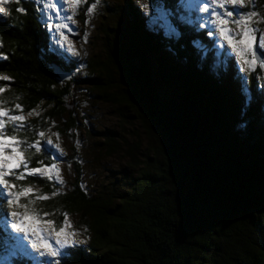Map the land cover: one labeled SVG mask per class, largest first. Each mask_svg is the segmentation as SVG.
Segmentation results:
<instances>
[{"label":"trees","instance_id":"trees-1","mask_svg":"<svg viewBox=\"0 0 264 264\" xmlns=\"http://www.w3.org/2000/svg\"><path fill=\"white\" fill-rule=\"evenodd\" d=\"M160 1L173 13L177 32L158 30L141 7L124 0L127 47L94 60L83 79L93 100L131 110L149 140L144 149L75 116L66 102L75 68L54 52L38 4H1L8 15L0 13V53L8 59H0V73L11 80L0 81L6 88L0 107L14 115L32 113L15 122L22 127L6 121V134L28 142L20 147L29 168L50 165L45 136L41 140L37 133L55 131L72 143L68 185L52 175L7 179L16 191L31 189L20 203L40 225L52 220L59 228L65 214L69 221L76 218L85 243L65 249L69 255L58 257L61 264H264V73L259 64L240 72L234 55L214 47L207 27L177 19V0ZM154 52L162 54L170 76L179 78L174 97L154 89L146 63ZM54 67L71 78L57 79ZM83 135L98 136L99 149L125 157L133 172L117 182L87 183L78 153ZM37 140L40 152L28 147ZM4 197L0 264H37L20 247Z\"/></svg>","mask_w":264,"mask_h":264},{"label":"rangeland","instance_id":"rangeland-1","mask_svg":"<svg viewBox=\"0 0 264 264\" xmlns=\"http://www.w3.org/2000/svg\"><path fill=\"white\" fill-rule=\"evenodd\" d=\"M45 2L46 0H39L36 3L42 15V22L50 32L52 44L55 47L54 52L63 58L66 65L69 67L74 66L75 68L72 72L75 81L71 84L70 98L66 100L67 103H72L71 110H74L75 116L85 119L84 121L90 123L96 131L108 128L111 131L117 132L127 141L137 143L141 149H144L149 140L143 130L138 127L139 125L134 119L131 110L114 103H103L93 100L89 97L88 87L83 81L84 77L90 72V63L94 60L104 59L106 52L113 51L118 56L120 54L119 49L127 47L128 39L126 32L129 17L123 6L124 0H83L75 9L66 3L65 0H53L55 8L51 9L45 7ZM133 3L142 8V13L153 22V25L156 23V26H159V28L157 27L158 30L162 28L163 32H167L169 35L177 32L170 17L173 13L168 9H164L160 5V0H133ZM206 3L207 0H177L176 5L179 6V11L182 12L177 11V19L182 17V19L186 18L188 23L203 24L213 33L210 36L214 39V47H225L223 49L235 56L231 52V49L226 47V41L220 40L219 34L216 32V27L213 23L215 18L211 15L212 9L215 6L208 4V12L200 10L205 7ZM145 4H147L146 8L144 7ZM92 5H95L94 10L92 13H88L87 8ZM227 7L231 8L232 6ZM253 10L258 13V17L253 18L254 20L264 18V0H248L240 8L241 12ZM216 11L219 12L221 10L216 9ZM68 16H71L72 20H68ZM236 18L234 14L230 19ZM58 24H65L67 27L58 29L56 27ZM229 27L233 30V33L237 31L235 24H229ZM252 27L259 29L260 32H264V22L254 23ZM61 35L66 37V39L61 40ZM69 45H71V49H69ZM161 57L162 54L159 52L148 53L146 63L148 70H150L151 78L154 81L156 93L164 98H171L176 96V93L180 90L181 83L175 74L172 77L169 70H165L166 64L163 63L164 59ZM237 62V66L240 69L244 67L240 61ZM257 64L259 63L257 62ZM240 69L238 70L240 71ZM261 70L264 73V69ZM244 71L246 72V69ZM18 115L24 117L23 121L30 117L29 113ZM4 119L8 121L6 117ZM49 139L53 142V145L59 146L58 150L56 147L48 145L49 154L47 160L50 162L48 167L54 164L58 169V173L53 172L51 175L58 182L62 181L60 182L62 185H68L72 180L73 174L71 166L67 164L68 160L66 159L70 154L72 143L55 131L45 134V141ZM99 139L98 136L86 137L83 135L82 141L78 144V153L82 156L80 160L84 165L83 173L85 181L92 185L98 183L100 180H103V182H117V179L120 181L122 175H130L133 169L129 165L128 160L118 154L108 155L107 153H103L99 149V144L97 145L96 143L99 142ZM21 169L14 171L17 172V170L20 171ZM75 221V217L69 221L72 226L70 230L79 233L75 229ZM43 224L38 226L43 227ZM19 234L21 235L20 247H26L28 252L36 259H39V261L58 259V257H41L39 252L31 247L23 234ZM77 239L85 241L80 233ZM50 243L54 245V241H50ZM39 261L37 264H39Z\"/></svg>","mask_w":264,"mask_h":264},{"label":"snow or ice","instance_id":"snow-or-ice-1","mask_svg":"<svg viewBox=\"0 0 264 264\" xmlns=\"http://www.w3.org/2000/svg\"><path fill=\"white\" fill-rule=\"evenodd\" d=\"M10 0H0V4L9 3ZM19 2V0H17ZM34 2H39V0H34ZM66 3L70 4L73 9L77 5L83 2V0H65ZM248 0H207L205 7L200 10L203 12H208V4L214 5L215 8L212 9L211 15L215 18L213 23L216 27V32H218L220 40L226 41L227 47L231 49V52L235 54L238 61L242 63L244 67L240 70L244 71L245 68L248 70H254L257 61H259V67L264 69V32H260L259 29L252 27L254 23L264 22V18H258L254 20L253 18L258 17V13L253 10L249 12H241L242 8ZM227 6H232L228 8ZM46 8H55L53 0H46ZM147 7V4L144 5ZM95 5L87 8L88 13H92ZM220 9L221 11H216ZM18 12L26 13V9L17 8ZM0 13L4 16L8 15V12L4 8H0ZM236 19H230L233 16ZM68 20H72L71 16L67 17ZM229 24H235L237 31L233 33V30L229 27ZM204 27L203 24L200 25ZM51 27V26H49ZM58 29L66 28L65 24L56 25ZM213 33L210 31L209 35ZM66 39L61 35V40ZM255 45V47H254ZM0 47H3L2 39H0ZM71 49V45H69ZM251 57V58H249ZM0 59L7 60L8 57L3 53H0ZM11 77L6 74L0 73V81H10ZM6 88L0 86V93H4ZM17 109L20 105L15 106ZM32 113L30 112L29 115ZM14 122V127H22V124H16L15 122H22L24 117L22 115L10 114L8 110L0 107V189H3V193H0V212L3 211L4 203V193H6L8 212L7 216L11 218V228L13 232L23 234L24 238L27 239L31 247L37 252L41 257H67L68 252L65 249H75L79 244L85 243L83 240H78L77 237L79 233L70 230L72 228L69 223L67 214L64 216L63 226L57 228L52 220H47L44 222V226L40 227L41 221L38 216L33 215L26 205L20 203L22 196L31 192L30 188H23L20 191H16V185L11 183L7 177L14 176L16 180H22L25 178V173L27 176H48L51 179V174L53 172L58 173L56 165L51 167L43 168H29L28 163L23 155L26 149H22L20 146L22 144H27V141L18 139L15 135H7L5 132L6 121ZM37 135L43 139L45 136L44 132H39ZM41 140H37L34 143L28 144V147L34 148L36 152L42 151ZM47 145L54 146L59 150L58 145H53V142L49 139L46 141ZM23 168V171L17 173L16 169ZM62 182V181H60ZM56 195V193H53ZM39 199H47V196H40ZM23 208L24 211L21 212L18 209ZM47 215V214H46ZM50 241H54L50 243ZM39 264H61V260L58 259H44L39 261Z\"/></svg>","mask_w":264,"mask_h":264},{"label":"water","instance_id":"water-1","mask_svg":"<svg viewBox=\"0 0 264 264\" xmlns=\"http://www.w3.org/2000/svg\"><path fill=\"white\" fill-rule=\"evenodd\" d=\"M54 72L56 73V78L59 80H68L71 78V74L63 72L58 67H54Z\"/></svg>","mask_w":264,"mask_h":264}]
</instances>
